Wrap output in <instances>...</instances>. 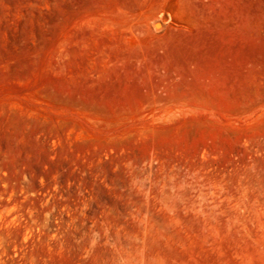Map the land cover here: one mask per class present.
Instances as JSON below:
<instances>
[{
    "label": "rangeland",
    "instance_id": "obj_1",
    "mask_svg": "<svg viewBox=\"0 0 264 264\" xmlns=\"http://www.w3.org/2000/svg\"><path fill=\"white\" fill-rule=\"evenodd\" d=\"M0 264H264V0H0Z\"/></svg>",
    "mask_w": 264,
    "mask_h": 264
}]
</instances>
